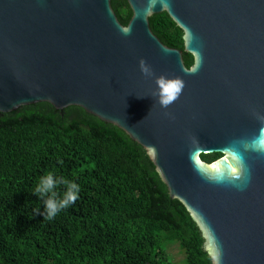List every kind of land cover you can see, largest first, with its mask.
Returning <instances> with one entry per match:
<instances>
[{"label":"water","instance_id":"1","mask_svg":"<svg viewBox=\"0 0 264 264\" xmlns=\"http://www.w3.org/2000/svg\"><path fill=\"white\" fill-rule=\"evenodd\" d=\"M127 2L123 25L111 0H0V112L47 102L117 126L197 223L213 264H264V0ZM162 11L190 67L151 30ZM160 80L183 84L166 107ZM213 152L223 156L200 158Z\"/></svg>","mask_w":264,"mask_h":264},{"label":"trees","instance_id":"2","mask_svg":"<svg viewBox=\"0 0 264 264\" xmlns=\"http://www.w3.org/2000/svg\"><path fill=\"white\" fill-rule=\"evenodd\" d=\"M127 25V0H111ZM153 33L182 51L183 31L162 11L149 17ZM223 155L201 154L210 163ZM49 171L80 185L79 199L47 221L32 195ZM63 191V186L59 189ZM203 234L183 204L170 197L146 150L122 129L79 106L47 102L0 112V264H213Z\"/></svg>","mask_w":264,"mask_h":264},{"label":"clouds","instance_id":"3","mask_svg":"<svg viewBox=\"0 0 264 264\" xmlns=\"http://www.w3.org/2000/svg\"><path fill=\"white\" fill-rule=\"evenodd\" d=\"M152 3L154 4L155 0H152ZM198 67L199 63L195 64L189 71L195 72ZM140 70L146 76L151 75L150 67L143 60L140 61ZM158 84L159 102L164 107L168 106L179 96L183 87L180 80H160ZM258 145L264 148V140L258 141ZM236 174L239 175V169L236 170ZM61 186H63L62 192L59 191ZM80 191V185L74 180L66 179L53 171H49L41 175L32 188V195L43 201L44 206L43 212H40L39 209L36 211L43 216L44 220L51 221L79 199Z\"/></svg>","mask_w":264,"mask_h":264},{"label":"rangeland","instance_id":"4","mask_svg":"<svg viewBox=\"0 0 264 264\" xmlns=\"http://www.w3.org/2000/svg\"><path fill=\"white\" fill-rule=\"evenodd\" d=\"M168 252L170 254V259L174 264H186L185 263V256L180 248L177 247L175 244H171L168 247Z\"/></svg>","mask_w":264,"mask_h":264}]
</instances>
